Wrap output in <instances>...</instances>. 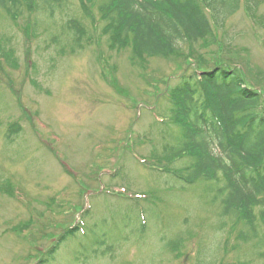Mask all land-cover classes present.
<instances>
[{
	"label": "rangeland",
	"instance_id": "obj_1",
	"mask_svg": "<svg viewBox=\"0 0 264 264\" xmlns=\"http://www.w3.org/2000/svg\"><path fill=\"white\" fill-rule=\"evenodd\" d=\"M88 7L0 17V264H38L80 223L54 264H264L214 183L167 174L188 160L169 161L181 135L165 118L170 90L200 62L237 64L264 90V3L242 4L196 64L186 47L144 62L112 48Z\"/></svg>",
	"mask_w": 264,
	"mask_h": 264
},
{
	"label": "trees",
	"instance_id": "obj_2",
	"mask_svg": "<svg viewBox=\"0 0 264 264\" xmlns=\"http://www.w3.org/2000/svg\"><path fill=\"white\" fill-rule=\"evenodd\" d=\"M69 1L72 0H0V17L19 16L23 9L52 15ZM76 1L84 12L90 11L88 6L97 5L104 24L101 32L112 48L131 46L135 57L144 62L146 57L178 55L186 47L190 51L186 59H193L194 64L192 52L199 54V50L216 45V31L239 12L242 4L252 11L264 3V0ZM74 22H68V32L80 41L79 33L83 34L84 28ZM220 61L205 66L197 63L193 72L181 76L170 90L164 117L180 128L181 141L167 155L169 161L186 158L188 162L167 174L188 184L199 179L214 183L217 186L214 199L220 203L223 216L232 221L233 227H240L244 242L254 243V249L263 251L260 257L264 259V90L249 82L237 64L225 65ZM219 178L222 187H218ZM258 222L263 226L261 235L257 234ZM81 228L80 223L61 235L38 264H54L60 246L75 239Z\"/></svg>",
	"mask_w": 264,
	"mask_h": 264
}]
</instances>
